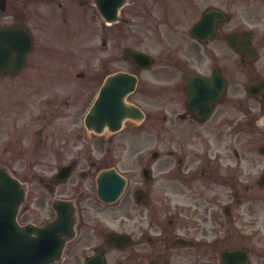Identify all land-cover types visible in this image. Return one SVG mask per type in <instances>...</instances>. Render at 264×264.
Instances as JSON below:
<instances>
[{"label": "flooded vegetation", "instance_id": "obj_1", "mask_svg": "<svg viewBox=\"0 0 264 264\" xmlns=\"http://www.w3.org/2000/svg\"><path fill=\"white\" fill-rule=\"evenodd\" d=\"M249 2H139L148 19L154 4L162 8L163 22L148 29L151 34L165 29L160 65L154 60L141 69L127 56V49L139 50L136 46L121 50L124 27L136 26L122 17L109 34L101 24V48L85 44L88 69L74 71L55 44L69 52L70 21L78 16L89 22L90 0H0V167L20 181L39 173L38 162H28L27 169L24 151L25 140L36 148L42 134L41 106L56 126L54 118L72 106L71 97L78 102L67 118L74 129L53 134L66 143L52 150L49 181L40 179L49 190V214L36 223L56 221L60 210L74 217V236L54 264H261V245L249 246L248 240L261 236V224L245 203L249 143L255 135L264 137V0L257 16ZM174 6H179L175 16ZM212 9L215 16L195 35V26ZM111 37L115 43L108 48ZM122 71L137 78L127 103L143 117L125 119L117 133L97 134L86 120L108 78ZM42 92L53 96L41 101ZM115 98L108 94V100ZM111 117L103 109L91 121L108 124ZM68 141L76 150H68ZM127 144L131 161L121 170L118 149ZM65 168L69 171L60 176ZM116 174L126 180L124 192L115 200L111 190L105 200L101 180L114 183ZM42 198L38 206L46 212ZM29 216L25 206L18 220L30 223Z\"/></svg>", "mask_w": 264, "mask_h": 264}, {"label": "rangeland", "instance_id": "obj_2", "mask_svg": "<svg viewBox=\"0 0 264 264\" xmlns=\"http://www.w3.org/2000/svg\"><path fill=\"white\" fill-rule=\"evenodd\" d=\"M141 2V4L146 5L147 0H130L131 9H127L126 13L123 15L125 19H127L129 22L133 23L135 27L129 28L124 27V31L121 33V50H123L125 47H129L131 45L136 46L138 49H144L147 53L152 55L155 60H157L158 64L160 65L163 54H164V44L161 42V34L164 33L165 29L161 27L158 31V33L153 30L152 34L148 32V29L152 28V26L158 22H163V11L161 6H154L153 7V18L148 19L146 18L148 15L147 12L143 9L142 11L138 9L137 4ZM261 4L260 0H250L249 5L247 4V7L250 9L251 12H253L256 16L261 11L259 10ZM264 6V3H263ZM178 7L174 6V9H172L171 14L175 16V14L179 13ZM138 12H137V11ZM89 22L87 24H83L82 22H79L78 16H74L73 19L70 21V36L68 38L71 40V43L69 44V52L64 49V46L61 42H58L55 44V49L57 55H64V60L67 63L72 64L73 60H78L77 66L73 67L74 71H81V70H87L88 67L86 64H83L81 62L82 56V45L83 44H89V47H95L96 49H100L102 46V36L99 32V28L102 24V20L97 15V13L89 7ZM152 14V15H153ZM184 22H193V20L190 19H183ZM251 28V26H250ZM64 30V28H62ZM259 32L261 31V26L257 29ZM131 32V36H130ZM106 33L109 34V28H106ZM132 35H135L136 37H133ZM130 36V37H129ZM113 37H111V40L108 39V48H111L114 45ZM65 50V53H64ZM78 52V53H77ZM108 52H106L107 54ZM94 60V59H92ZM76 63V62H75ZM97 58H95L94 63L91 65V68L93 67L94 70L97 69ZM121 66L124 69L125 66H127L126 62L122 61ZM156 71L159 70V67L155 68ZM157 81V79H154ZM41 91H45L44 89H41ZM41 101L42 99H45L47 97L53 96V94H48L45 92H42L41 94H38ZM61 96H65L64 94ZM63 98V100H65ZM62 100V101H63ZM71 103L72 106H68L67 108H64L61 117L54 118V124L56 126H52V123L49 121L50 117H47V113L49 111L47 110V107L42 105L41 106V129L42 134L38 135L36 137L37 140V147L35 148L34 142L33 145L28 144V141L25 140V153H26V159L25 165L28 169V162H38V165L35 166L36 168L40 169L39 173L35 175L26 174L24 176L23 181H29V186L31 187L32 195L30 194L29 199L27 200L26 207L30 211L29 219L40 223L43 220V214H46L48 216L49 214V190L45 188L40 182L41 178H44L46 182L49 181V178L51 176V173L53 172V166L55 159L53 158L52 150L54 148H59L61 144H65L66 141L63 139H59L60 137L53 136L54 132L58 129L66 128L68 130H73L74 127H67L69 124L67 122V118H70L68 114L72 112L74 114V108L77 106L78 102L74 100V97H71ZM80 106V105H79ZM80 108H82L80 106ZM65 118V119H64ZM58 139V140H57ZM69 142L68 150H76L77 147L73 146V143ZM81 140L79 141V146L81 147ZM264 145V137L261 136V140L259 139V135H255V138L250 140L249 143V168H248V182L250 185V190L248 191V196L246 198L245 203V209L247 212L252 216L254 213V218L259 219L261 224V236L258 238H250L249 246H259L261 245V264H264V186L260 187L258 184V181L260 178L264 177V155H260L258 153V147ZM31 146H34L35 148V154L30 153ZM113 148V146H112ZM129 144H127V149L125 147H120L118 150H120L122 156H121V163L119 165L120 169L123 170L125 167H128L130 164V158L126 151H129ZM122 150H125L123 152ZM70 160V159H67ZM30 170V169H28ZM247 193V192H246ZM41 201L46 202L45 211H42V207H39L40 199ZM44 208V207H43Z\"/></svg>", "mask_w": 264, "mask_h": 264}, {"label": "water", "instance_id": "obj_3", "mask_svg": "<svg viewBox=\"0 0 264 264\" xmlns=\"http://www.w3.org/2000/svg\"><path fill=\"white\" fill-rule=\"evenodd\" d=\"M126 0H95V4L107 22L113 23L118 19L119 9ZM132 59L139 65L148 67L151 64V58L138 52L131 53ZM128 77L129 84L117 86L118 100L112 105L116 118L109 123L112 132L120 129L122 121L126 115L134 114L133 109H128L124 103L125 96L136 86V78L129 77L126 74H119L116 77L118 81ZM107 92V91H106ZM101 105V106H100ZM103 105V97H99L92 113L98 117V109ZM94 116V117H96ZM89 127H94L95 131L102 132L104 124L88 122ZM264 152V148L261 149ZM264 183V179L261 184ZM112 184H102L101 190L106 195ZM124 180L118 188L117 196L123 191ZM25 187L17 182L5 170L0 169V264H50L59 260L66 241L73 235V221L63 212L58 219L45 225L36 227L26 225L20 227L17 223V214L21 204L25 200ZM69 215V214H68Z\"/></svg>", "mask_w": 264, "mask_h": 264}]
</instances>
